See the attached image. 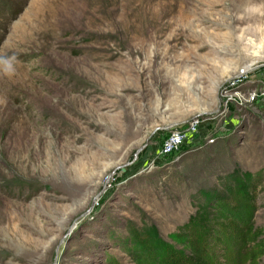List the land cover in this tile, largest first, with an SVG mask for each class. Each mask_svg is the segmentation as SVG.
Listing matches in <instances>:
<instances>
[{"label":"rangeland","instance_id":"obj_1","mask_svg":"<svg viewBox=\"0 0 264 264\" xmlns=\"http://www.w3.org/2000/svg\"><path fill=\"white\" fill-rule=\"evenodd\" d=\"M263 64L264 0H0V264H264Z\"/></svg>","mask_w":264,"mask_h":264},{"label":"built area","instance_id":"obj_2","mask_svg":"<svg viewBox=\"0 0 264 264\" xmlns=\"http://www.w3.org/2000/svg\"><path fill=\"white\" fill-rule=\"evenodd\" d=\"M264 66V64H263ZM245 75V72H241L240 75ZM241 81V80H240ZM233 84L236 82L232 81ZM197 122H190L184 130H172L165 138L161 150V157H168L173 152L178 150L183 144H185L197 131ZM169 158V157H168ZM154 164V162H153Z\"/></svg>","mask_w":264,"mask_h":264},{"label":"trees","instance_id":"obj_3","mask_svg":"<svg viewBox=\"0 0 264 264\" xmlns=\"http://www.w3.org/2000/svg\"><path fill=\"white\" fill-rule=\"evenodd\" d=\"M231 240H233V239H231ZM231 240H230V243H229L230 245L232 244V243H231ZM231 247H232V246H231ZM238 247H239V246H238ZM242 248H243V245H241V246L238 248V251H240ZM232 249H233V248H232ZM236 254L239 255L240 252H239V253L236 252ZM241 263H243V261H241ZM236 264H239V263H236Z\"/></svg>","mask_w":264,"mask_h":264}]
</instances>
